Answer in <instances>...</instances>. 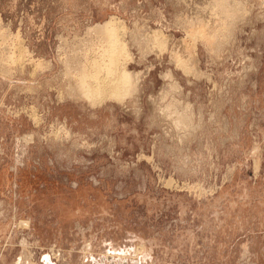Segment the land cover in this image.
Instances as JSON below:
<instances>
[{"label": "rangeland", "instance_id": "1", "mask_svg": "<svg viewBox=\"0 0 264 264\" xmlns=\"http://www.w3.org/2000/svg\"><path fill=\"white\" fill-rule=\"evenodd\" d=\"M222 1L0 0V264H264V0ZM111 18L134 91L92 106L65 66Z\"/></svg>", "mask_w": 264, "mask_h": 264}, {"label": "bare ground", "instance_id": "2", "mask_svg": "<svg viewBox=\"0 0 264 264\" xmlns=\"http://www.w3.org/2000/svg\"><path fill=\"white\" fill-rule=\"evenodd\" d=\"M224 1V0H223ZM222 1V8H223V3ZM235 1V0H234ZM238 1V0H237ZM244 1V0H243ZM221 2V1H220ZM225 2V1H224ZM227 2V1H226ZM228 3L230 4L231 2L228 1ZM212 4V3H211ZM214 4V3H213ZM219 4V3H218ZM216 4V7L217 5ZM232 4V3H231ZM230 4V5H231ZM236 4V3H235ZM210 5V4H209ZM219 6L221 7V5L219 4ZM218 6V7H219ZM227 6H229L227 4ZM230 7V6H229ZM239 7V6H238ZM228 8V7H227ZM226 7L224 8V11H221L222 13L226 12L225 9H227ZM233 7H230V10L227 9V11L224 13L223 15L221 14L220 10L218 9L220 14V19L224 16L226 17V20L230 19L232 16L231 11ZM211 9V7H210ZM198 10V9H197ZM201 10V9H200ZM203 10V9H202ZM217 10V9H216ZM236 10V9H235ZM239 12L241 11L238 8ZM196 11V10H195ZM208 11V10H207ZM216 12V11H215ZM236 12V11H234ZM233 12V13H234ZM238 12V11H237ZM238 12V13H239ZM207 13V12H206ZM194 14V13H193ZM204 14V13H203ZM217 14V13H216ZM199 15V14H198ZM231 16V17H230ZM237 16V15H236ZM242 16V15H241ZM115 17V16H114ZM113 17V18H114ZM230 17V18H229ZM109 19L108 21L104 22V23H98L95 24L93 27L88 28L87 31V40L88 42L84 41V43L86 42V45L84 49H81L80 52H77L78 54H80L78 57H75L74 63L72 65L67 64L65 66V77H67V74L69 73V80L74 82L73 86L70 87V89L68 90V93L71 95H74V97H76L79 100H86L87 102H90L92 106H97L100 105L102 102H104L105 100H116V101H123V99L126 97L125 95L128 93H132L133 88H134V84H135V79H134V75L136 74H132L131 72H129L126 68V64L127 61L130 59L131 61V57L129 56V51H128V47L125 43V40L123 38V32L125 30V28H123L122 24H120L119 22H117L118 20L115 19ZM223 18L221 20H223ZM234 17H232L233 20ZM204 19V18H202ZM201 19V20H202ZM190 20V19H189ZM188 20V21H189ZM200 20V21H201ZM207 20V19H206ZM217 20V19H216ZM219 20V18H218ZM220 20V21H221ZM203 21V20H202ZM201 21V22H202ZM213 21V20H212ZM225 21V19L223 20ZM235 21V20H234ZM192 22V21H191ZM190 22V23H191ZM136 23V22H135ZM229 23V22H228ZM2 24V23H1ZM225 24V22L223 23ZM227 24V22H226ZM225 24V29L226 26L228 27V25ZM136 25V24H135ZM230 25V23H229ZM1 26V25H0ZM214 26V25H213ZM223 26V25H222ZM221 26V31L222 28ZM134 27V26H133ZM224 27V26H223ZM147 28V27H146ZM190 28V27H189ZM210 28V27H209ZM229 28V27H228ZM227 28V30H228ZM132 30V29H131ZM140 30V29H138ZM144 30V29H143ZM210 30V29H209ZM218 30H220L218 28ZM1 31V30H0ZM128 31V30H127ZM217 30H215L216 32ZM224 31V30H223ZM144 32V31H143ZM150 32V31H149ZM160 32V31H159ZM214 32V31H213ZM219 32V31H218ZM218 32L217 35H218ZM2 33V31H1ZM4 33V32H3ZM138 33V32H137ZM142 33V32H141ZM208 33V32H207ZM220 33V32H219ZM147 34V33H146ZM188 34V33H187ZM212 32L210 31L209 35H211ZM215 33H213L211 35V37H209L207 34V37H209L211 40L212 38H214ZM222 34V32H221ZM1 35V34H0ZM10 35V34H9ZM150 35V34H149ZM159 35V34H158ZM192 35V33L190 34ZM190 35H189V39H190ZM199 35V34H198ZM2 36V35H1ZM167 36V35H166ZM171 36V35H170ZM7 37V36H6ZM10 37V36H9ZM13 37V35L11 36ZM15 37V36H14ZM13 37V38H14ZM160 36L156 35V31L154 30V33L152 32L151 37L152 40L151 42H155L156 46H158V48L164 47V42L162 41V38H159ZM165 37V36H164ZM218 37V36H217ZM216 35L215 38L217 39ZM225 37V36H224ZM230 37V36H229ZM17 38V36H16ZM167 38V37H165ZM194 38V36H193ZM214 38V40H216ZM226 38V37H225ZM224 38V39H225ZM15 39V38H14ZM18 39V38H17ZM142 39V38H141ZM161 39V40H160ZM209 39V40H210ZM220 39V38H219ZM7 40H9L7 38ZM12 38H10V43H11ZM137 40V38H136ZM139 40V39H138ZM146 40V39H145ZM166 40V39H165ZM194 40V39H193ZM208 40V39H207ZM210 40V41H211ZM141 41V40H140ZM143 41H144V37H143ZM170 41V40H169ZM208 41V42H210ZM221 41V40H220ZM226 41V40H225ZM6 42V40H2V42H0L1 44H4ZM9 42V41H8ZM7 42V43H8ZM13 42V41H12ZM145 42V41H144ZM178 42V41H177ZM183 42V40H182ZM212 42H215L212 40ZM211 42V43H212ZM218 42V41H217ZM216 42V43H217ZM228 42V41H227ZM225 42V43H227ZM168 43V42H167ZM143 44V43H142ZM150 44V43H149ZM180 44V43H179ZM214 44V43H213ZM218 44V43H217ZM7 45V46H6ZM3 45L1 47L0 46V56L1 57H6V58H2L5 61H9L8 63L11 64V66L15 65H19L17 67L23 68L26 64V61H29V55L28 52L26 51L24 46L20 45L19 39L16 40V42L14 44H12L14 47H8L10 44H6ZM85 45V44H84ZM83 45V46H84ZM215 45V44H214ZM11 46V45H10ZM183 46V45H182ZM220 46V45H219ZM144 47V46H142ZM152 47V46H150ZM154 47V46H153ZM180 47V46H179ZM157 48V49H158ZM218 48V47H217ZM5 49V50H4ZM144 49V48H143ZM151 49V48H150ZM149 49V51H150ZM153 49V48H152ZM156 49V50H157ZM165 49V48H163ZM184 49V48H183ZM187 49V48H186ZM189 49V48H188ZM219 49V48H218ZM59 50V49H58ZM175 50H177L175 48ZM214 50V48H213ZM83 51V52H82ZM155 51V50H154ZM164 51V50H163ZM174 52V49L171 50ZM182 51V49H181ZM187 50H185L186 52ZM65 52V51H63ZM76 52V51H75ZM159 52V51H158ZM178 52V51H177ZM59 53V52H58ZM175 53V52H174ZM180 53V52H179ZM178 53V54H179ZM76 54V53H75ZM144 54V53H143ZM182 54V53H180ZM216 54V53H215ZM7 55V56H6ZM60 55V54H59ZM77 55V54H76ZM176 55V54H175ZM184 55V54H183ZM24 56H28V58L24 57ZM187 56V55H186ZM173 57V56H172ZM175 57V56H174ZM179 56L177 55V58ZM181 57V55H180ZM25 58V59H24ZM60 58V56H59ZM176 59V58H174ZM180 59V58H179ZM182 59V58H181ZM186 59V58H185ZM1 60V59H0ZM159 60V59H158ZM189 60V59H188ZM3 61V60H1ZM0 61V72L2 73V75H8L9 72L11 70H9V64H6V67H4L5 63L3 61V64ZM32 61V60H31ZM30 61V62H31ZM61 61V60H60ZM173 61V60H172ZM175 62V61H173ZM177 64H180V67L183 68L184 71H189V66H187L188 62L187 61H183V59L181 61H179L177 59ZM38 63V62H37ZM61 63V62H60ZM187 63V64H186ZM21 64V66H20ZM29 64V63H28ZM43 63H39L38 65H41ZM4 65V66H3ZM14 66V67H15ZM44 66V65H43ZM35 67V66H34ZM189 67V68H188ZM16 68V67H15ZM47 69V66L45 67ZM44 69V68H43ZM148 69V68H147ZM191 69V68H190ZM18 70V69H17ZM35 70V69H34ZM36 72H38L37 70H35ZM41 71V70H40ZM143 71V70H142ZM198 71V70H197ZM12 72V71H11ZM32 72H33V68H32ZM31 73V72H30ZM39 74V73H38ZM32 75V74H31ZM36 75V74H35ZM141 75V74H140ZM197 75V74H196ZM61 76V75H60ZM171 76V75H170ZM195 76V74H194ZM139 77V75H138ZM2 78V77H1ZM195 78V77H194ZM68 82V80H67ZM136 82H138L136 80ZM137 86V84H136ZM135 86V87H136ZM170 86V85H169ZM173 86V85H171ZM177 87V86H176ZM49 88V87H48ZM68 88V87H67ZM175 88V85L174 87ZM181 88V87H180ZM179 88V89H180ZM30 89V88H29ZM177 91V90H176ZM29 92V91H28ZM32 92V91H31ZM134 93V92H133ZM162 93V91H161ZM57 94V93H56ZM129 95V94H128ZM139 95V94H138ZM186 96V95H185ZM66 97V96H65ZM61 98V96L59 97V99ZM175 102V101H174ZM173 103V102H171ZM188 104V103H187ZM176 106V105H174ZM186 106V105H184ZM178 107V106H177ZM167 108V107H166ZM172 108L169 107L167 110L168 113H170L169 111ZM177 109V108H176ZM175 110V108H174ZM178 110V109H177ZM165 111V110H164ZM176 111V110H175ZM179 111V110H178ZM176 111V112H178ZM184 111V110H183ZM200 111V110H199ZM174 113V112H172ZM187 113V112H186ZM36 114V113H35ZM181 114V112H180ZM188 114V113H187ZM185 114L184 117H180L178 114L177 116L179 117L178 119H176V114L175 117L173 118L175 123L177 124L180 120V122H183L185 119L188 118V115ZM184 115V114H183ZM201 115V114H200ZM29 116V115H28ZM33 116V115H32ZM172 116V115H170ZM34 117V116H33ZM200 117V116H199ZM172 118V117H171ZM180 119V120H179ZM213 119V118H212ZM192 121V119H191ZM59 125V124H58ZM64 127V126H63ZM60 128V126H59ZM169 128V127H168ZM55 129V128H54ZM64 131V130H63ZM62 131V132H63ZM66 131V129H65ZM60 132V131H58ZM57 132V133H58ZM64 133V132H63ZM176 133V132H175ZM60 135V134H58ZM69 135V134H68ZM58 137V136H57ZM66 137V136H65ZM56 139V137H55ZM170 144V143H169ZM162 145V144H161ZM174 154V153H173ZM150 159V158H149ZM254 162V161H253ZM179 170V169H178ZM168 179V178H167ZM166 182V181H165ZM173 185V184H172ZM23 223V222H21ZM24 225V224H23ZM20 226V225H19ZM27 227V226H26Z\"/></svg>", "mask_w": 264, "mask_h": 264}]
</instances>
